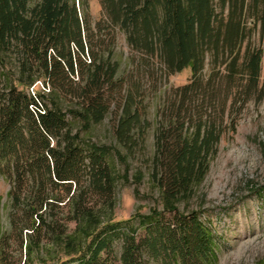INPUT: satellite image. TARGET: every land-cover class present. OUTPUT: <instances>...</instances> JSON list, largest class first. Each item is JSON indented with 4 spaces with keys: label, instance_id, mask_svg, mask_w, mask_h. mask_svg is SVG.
Segmentation results:
<instances>
[{
    "label": "trees",
    "instance_id": "1",
    "mask_svg": "<svg viewBox=\"0 0 264 264\" xmlns=\"http://www.w3.org/2000/svg\"><path fill=\"white\" fill-rule=\"evenodd\" d=\"M88 1L0 0V178L9 186L0 264H104L99 250L112 256L116 244L117 264H216L213 236L195 214L166 209L135 224L113 220L105 154L79 134L99 125L115 101L119 37L131 65L163 78L188 69V81L158 112L150 158L165 202L188 194L221 136L214 109L222 78L245 76L253 89L264 78L259 0L248 9L263 46L242 53L245 0H97L96 20ZM115 104L113 138L131 151L143 136L142 117L131 93Z\"/></svg>",
    "mask_w": 264,
    "mask_h": 264
},
{
    "label": "rangeland",
    "instance_id": "2",
    "mask_svg": "<svg viewBox=\"0 0 264 264\" xmlns=\"http://www.w3.org/2000/svg\"><path fill=\"white\" fill-rule=\"evenodd\" d=\"M251 0H245L243 24L244 49L256 50L263 46V35L258 17L264 14V0H259L256 15L248 9ZM216 12L220 5L214 1ZM92 20L99 16L97 0L88 1ZM226 5L223 10L225 14ZM120 58L116 78L119 85L109 113L97 126L79 137L101 147L110 167L116 202L113 220L147 217L151 211H173L179 215L195 214L206 226L215 246L216 264H264V78L263 72L257 89L250 88L245 76L235 80L222 78L221 97L214 113L221 130L214 157L208 164L203 180L191 187L190 192L174 202L164 201L153 184L150 158L153 151V133L170 90L185 84L188 69L168 78L159 76L151 68L129 63L130 54L119 37L115 47ZM240 53V54H241ZM209 57L203 72L209 73ZM220 73L224 75L222 67ZM225 76V75H224ZM131 93L143 120L141 142L133 150L118 145L113 138V126L118 111V100ZM70 105L64 103L65 107ZM78 128V127H77ZM77 130V129H76ZM8 184L0 178V233L8 232ZM9 252L17 255L10 243ZM117 244L112 256L101 249L97 260L104 264H117ZM108 259L105 261V259Z\"/></svg>",
    "mask_w": 264,
    "mask_h": 264
}]
</instances>
